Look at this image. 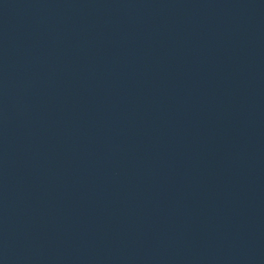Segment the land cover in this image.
Returning <instances> with one entry per match:
<instances>
[{
    "label": "water",
    "instance_id": "water-1",
    "mask_svg": "<svg viewBox=\"0 0 264 264\" xmlns=\"http://www.w3.org/2000/svg\"><path fill=\"white\" fill-rule=\"evenodd\" d=\"M0 264H264V0H0Z\"/></svg>",
    "mask_w": 264,
    "mask_h": 264
}]
</instances>
